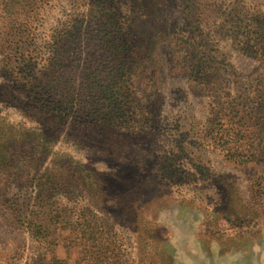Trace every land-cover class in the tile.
<instances>
[{
	"label": "rangeland",
	"instance_id": "rangeland-1",
	"mask_svg": "<svg viewBox=\"0 0 264 264\" xmlns=\"http://www.w3.org/2000/svg\"><path fill=\"white\" fill-rule=\"evenodd\" d=\"M118 20L125 121L39 109L55 40L81 76ZM262 94L264 0H0V264H264Z\"/></svg>",
	"mask_w": 264,
	"mask_h": 264
},
{
	"label": "trees",
	"instance_id": "trees-1",
	"mask_svg": "<svg viewBox=\"0 0 264 264\" xmlns=\"http://www.w3.org/2000/svg\"><path fill=\"white\" fill-rule=\"evenodd\" d=\"M102 23L100 22L99 27ZM104 23L107 30V23ZM79 26L85 28L87 21L84 24L81 20ZM125 26L128 27L118 20L113 34L108 32L105 35L107 41H101L103 45L98 53L91 55L89 66L82 67L81 76H77L74 69L70 68L73 67L72 59L66 54L67 50H64L71 44L69 30L57 38L41 76L32 83L31 88L33 89L35 84L34 89H37L38 93L33 99L37 107L59 119L70 117L76 121L116 126L123 123L124 115L128 113L126 110L132 103L129 100H132L133 96L127 82L130 76V49L134 40ZM262 98L264 99L263 94ZM58 217L52 215L50 221L57 223ZM68 224L71 226L74 223ZM40 229H31L34 237L46 238L47 236H40ZM97 253L94 259L96 264L101 259L100 252ZM44 264H50V261Z\"/></svg>",
	"mask_w": 264,
	"mask_h": 264
}]
</instances>
